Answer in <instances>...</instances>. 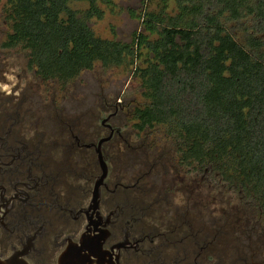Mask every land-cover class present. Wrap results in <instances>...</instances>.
<instances>
[{
  "label": "flooded vegetation",
  "instance_id": "1",
  "mask_svg": "<svg viewBox=\"0 0 264 264\" xmlns=\"http://www.w3.org/2000/svg\"><path fill=\"white\" fill-rule=\"evenodd\" d=\"M7 28L0 29L7 38L0 43V257L58 264L93 227L116 264H264V218L251 221L205 194L219 174L185 160L174 138L140 131L135 107L121 99L80 111L65 97L56 103L29 58L25 65L5 54L21 46L10 45Z\"/></svg>",
  "mask_w": 264,
  "mask_h": 264
},
{
  "label": "trees",
  "instance_id": "2",
  "mask_svg": "<svg viewBox=\"0 0 264 264\" xmlns=\"http://www.w3.org/2000/svg\"><path fill=\"white\" fill-rule=\"evenodd\" d=\"M7 2L10 45L24 47L44 79L66 83L97 62L135 66L144 98L137 128L164 125L185 160L264 207V0H142L130 43L89 25L114 0Z\"/></svg>",
  "mask_w": 264,
  "mask_h": 264
},
{
  "label": "rangeland",
  "instance_id": "3",
  "mask_svg": "<svg viewBox=\"0 0 264 264\" xmlns=\"http://www.w3.org/2000/svg\"><path fill=\"white\" fill-rule=\"evenodd\" d=\"M115 5L112 8L101 4V8L105 10L103 19H91L89 25L95 34L103 38H117L124 42H132L135 32L140 27V20L137 14L143 10L142 0H114ZM71 6L74 9L85 10L88 8L86 2H73ZM9 5L7 0H0V29L7 26L8 31L11 30V23L8 17ZM242 28V27H241ZM238 39L243 41L242 31L239 28L234 30ZM264 40V34L259 35ZM6 36L0 37V43L6 41ZM5 54H9L10 58L15 62H28V51L22 46L14 48H5ZM134 67L111 66L105 67L97 62L90 70L83 71L79 76L69 82L63 83L58 80H42L41 90L54 89L56 103L65 97L69 108L74 106L75 110H82L89 105L98 104L104 99L115 98L121 99V103L127 108H134L144 102L142 90L139 81L133 75ZM28 73H32L27 70ZM50 100V98H49ZM52 100L47 103L49 109L52 107ZM45 114V112L43 113ZM46 115V114H45ZM153 134L158 136H167V128L158 124L151 130ZM142 136L145 133L141 134ZM152 136V135H151ZM164 143V142H163ZM170 143V141H169ZM165 144V143H164ZM169 146H171L169 144ZM213 170V169H211ZM215 174H219L213 170ZM213 187L205 189V194L210 195L212 200H216L218 206L229 203L232 207H238L241 211H246L244 217L252 218L262 216L264 218V207H260L257 201L252 200L246 193L237 187H231L220 178H216ZM258 203V204H257ZM261 206V205H260ZM262 210V211H261ZM261 225L264 226L261 221ZM264 231V229H263Z\"/></svg>",
  "mask_w": 264,
  "mask_h": 264
},
{
  "label": "water",
  "instance_id": "4",
  "mask_svg": "<svg viewBox=\"0 0 264 264\" xmlns=\"http://www.w3.org/2000/svg\"><path fill=\"white\" fill-rule=\"evenodd\" d=\"M0 264L27 263L13 256L7 259L0 257ZM58 264H116V262L112 255L103 248L101 232L92 227L82 235L78 243L67 248L60 256Z\"/></svg>",
  "mask_w": 264,
  "mask_h": 264
}]
</instances>
